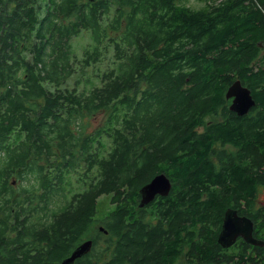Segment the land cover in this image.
Returning a JSON list of instances; mask_svg holds the SVG:
<instances>
[{
  "label": "trees",
  "instance_id": "obj_1",
  "mask_svg": "<svg viewBox=\"0 0 264 264\" xmlns=\"http://www.w3.org/2000/svg\"><path fill=\"white\" fill-rule=\"evenodd\" d=\"M186 1L0 0V264H264V0Z\"/></svg>",
  "mask_w": 264,
  "mask_h": 264
},
{
  "label": "water",
  "instance_id": "obj_2",
  "mask_svg": "<svg viewBox=\"0 0 264 264\" xmlns=\"http://www.w3.org/2000/svg\"><path fill=\"white\" fill-rule=\"evenodd\" d=\"M226 97L232 98L229 109L238 115H243L253 106L254 99L250 90L243 86L240 80H235L226 90ZM171 187L169 179L164 173L154 175L147 183L140 188L141 204L151 201L157 194L166 195ZM253 221L244 215H240L233 208H226L220 230L217 234V242L222 246L231 245L237 238L246 242L263 246L264 242L253 236ZM91 240L86 239L78 244L68 256L64 257L61 264H71L77 257L88 252L91 248Z\"/></svg>",
  "mask_w": 264,
  "mask_h": 264
},
{
  "label": "rangeland",
  "instance_id": "obj_3",
  "mask_svg": "<svg viewBox=\"0 0 264 264\" xmlns=\"http://www.w3.org/2000/svg\"><path fill=\"white\" fill-rule=\"evenodd\" d=\"M210 2L212 1H215V0H209ZM203 3H204V0H187L186 1V5L189 6L190 8H200L203 6ZM88 42V36L86 35V33H83V36L81 37H77L74 39V44H75V47H76V50L77 52H79V49L85 45L86 43ZM96 71H93L91 72L90 77L92 79H95L96 82H98V79L96 77ZM96 77V78H95ZM75 77L73 76L71 79H69V84H71L73 82V79ZM102 113V112H101ZM100 118L103 119V117H100L99 114H96L94 116H91V118L88 119V122H89V126H88V129H90L91 127H95L97 126V123L98 121H100ZM226 147L228 148V146L226 145ZM142 199V197H141ZM258 202H262L264 203V192H261V194H259V197H258ZM97 207H98V214H97V218L101 217L104 215V213L108 210L109 208V203H108V197L107 196H101L99 199H98V204H97ZM261 233H263V231H260Z\"/></svg>",
  "mask_w": 264,
  "mask_h": 264
},
{
  "label": "flooded vegetation",
  "instance_id": "obj_4",
  "mask_svg": "<svg viewBox=\"0 0 264 264\" xmlns=\"http://www.w3.org/2000/svg\"><path fill=\"white\" fill-rule=\"evenodd\" d=\"M225 97H226V96H225ZM226 98H227V97H226ZM227 99H229V100H230V102H229V105H230L232 98L230 97V98H227Z\"/></svg>",
  "mask_w": 264,
  "mask_h": 264
}]
</instances>
